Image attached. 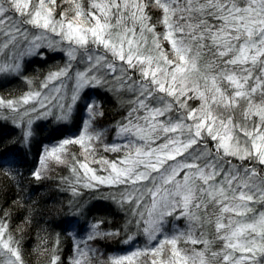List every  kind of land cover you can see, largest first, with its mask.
Returning <instances> with one entry per match:
<instances>
[{
	"label": "snow or ice",
	"instance_id": "obj_1",
	"mask_svg": "<svg viewBox=\"0 0 264 264\" xmlns=\"http://www.w3.org/2000/svg\"><path fill=\"white\" fill-rule=\"evenodd\" d=\"M75 16L57 19L56 0H0V78H23L46 50L63 56L41 90L25 78L22 99H0L4 119L20 116L21 128L0 152V171L18 162L16 143L30 144L32 113L58 121L85 113L79 137L45 149L32 175L43 179L51 158L66 163L68 145L84 150L76 183L113 190L127 217L118 242L147 240L103 264H264V0H90ZM102 90L126 98L112 144L95 126ZM97 144L122 153L100 158L106 175L88 163ZM102 224L91 225L68 264H102L92 245L121 235ZM0 264H24L5 222ZM49 264H64L55 247Z\"/></svg>",
	"mask_w": 264,
	"mask_h": 264
},
{
	"label": "trees",
	"instance_id": "obj_2",
	"mask_svg": "<svg viewBox=\"0 0 264 264\" xmlns=\"http://www.w3.org/2000/svg\"><path fill=\"white\" fill-rule=\"evenodd\" d=\"M90 0H56V18H60L62 12L67 19L77 22L75 16L76 4L88 9ZM87 26V25H84ZM167 48V45H165ZM63 59L55 53H48L44 58H35L25 65L23 78H0V99H22L30 90L26 79L33 81L31 87L41 90V81L49 70H55L54 66L61 65ZM101 105L103 115L100 118L99 128L108 129V135L115 134L112 129L116 122L125 115L123 101L117 96L101 91L96 97ZM28 105L20 107V113L28 109ZM53 112L58 115L59 111ZM5 108H0V152L13 146V141L21 137L20 116H16V123ZM15 115V114H13ZM25 117H23L24 120ZM81 124V113L76 114L69 121H58L55 115L48 119L40 118L32 125V137L29 145L23 142L15 144L18 149L15 159L18 161L12 168L6 166L0 171V222L8 224V231L20 241V250L24 264H49L53 248H57V254L64 264H68L74 255V248L82 240L85 228L93 223L103 221L102 230L108 232L120 231V238L110 237L108 244L110 253L122 254L130 245L118 242L124 237L127 228L125 212L110 198L108 189H79L76 186L73 166L78 167L73 155L78 156L77 151L84 153L78 144L67 146V162L65 165L49 173L44 178L36 180L32 173L39 169L41 155L53 143H61L67 137L76 136V131ZM110 124H114L110 126ZM113 136V135H112ZM96 156L102 154V149L96 145ZM107 153V152H105ZM101 157V156H99ZM102 157L105 158L103 155ZM12 157L10 156V159ZM72 187L78 189V195H73ZM71 226H69V222ZM82 234V235H81ZM101 245V242H99ZM97 244V242H96ZM100 245L97 244L99 247ZM143 260L141 264H143Z\"/></svg>",
	"mask_w": 264,
	"mask_h": 264
},
{
	"label": "rangeland",
	"instance_id": "obj_3",
	"mask_svg": "<svg viewBox=\"0 0 264 264\" xmlns=\"http://www.w3.org/2000/svg\"><path fill=\"white\" fill-rule=\"evenodd\" d=\"M73 23H76V22L73 21ZM46 52H47V54H48V53H53V52H51V51H47V50H46ZM55 55H59V56H61L62 59H63V56H62L61 53L56 52ZM37 58H39V57H37ZM102 91H103V90H102ZM117 98H118V100L123 101L124 103L126 102V98H125V97H118V96H117ZM53 104H55V102H53ZM34 105H35V101H30L29 104H28V107H29L28 109L32 108ZM52 109H54V107H53ZM55 111H59V110L56 108ZM58 115H59V114H58ZM31 118H32V120H33L32 125H33L35 122L38 121V118L36 117V114H35V113H32V114H31ZM48 118H50V116L47 117L46 119H48ZM85 118H86V114H85V113H81V124H80L78 130L76 131V136H75V137H72L71 139H74V138H78V137H79L80 132H81L82 129H83V121H84ZM39 119H40V118H39ZM43 119H45V118H43ZM27 120H28V117H25L24 120H23V122L26 124V123H27ZM100 121H101L100 118H98L97 121H96V125H95V126H96L97 128H99V126H100ZM112 125H114V124H110V126H112ZM112 135H113V136H112ZM66 139H69V138L67 137ZM63 140H64V139H63ZM63 140H61V141H63ZM104 142L107 143V144H112V143H114V142H118V141H116L115 134H111V135H108V139H107V140L105 139ZM58 145H59V143H53V144L49 145L48 149L50 150L52 147H54V146H58ZM97 145H98L99 147H101V149H102V154H100L99 156L102 157V156L104 155V156H105V159H108V160L112 161V160H116L119 156L122 155V153H112V152H107V153H105L106 151H104L103 146L100 145V144H97ZM44 153H45V151L43 152V154H42L41 156H43ZM77 153H78V156H80V157H76V159H75L74 161H77V160H78V161H84V159H85V157H84V153L82 154V153L79 152V151H77ZM99 156H96V157H95V160H93L92 157L89 156V158H88L89 166L92 167V168H95V169L97 170V174H98V175H106L107 173L102 172V171L100 170V169L103 167V165L99 163V160H100V158H101V157H99ZM103 158H104V157H103ZM65 164L67 165L68 162H66ZM65 164H64V165H65ZM66 165H65V166H66ZM77 166H78V167H77L76 169H77L78 174H79L80 176H83V170L79 169V164H78ZM40 167H41V164L39 163V168H40ZM58 167H61V164H58V163L55 161L54 158L49 159V161H48V169H49V170L51 169L52 171H54V170L58 169ZM75 167H76V166H75ZM46 173H49V171L47 170L44 174H46ZM73 174H74V173H73ZM46 175H47V174H46ZM74 175H75V179H76V174H74ZM76 186H77L79 189H88V190H97V189H105V190H106V189H108L110 192L113 191L112 189H110V188H108V187H106V186H103V185L99 186L98 188H87V187H83L82 184H78V183H76ZM89 230H90V227H87V229L85 228V231L82 230V234L84 233V235H83L84 237H83L82 239H85V238L87 237ZM82 234H81V235H82ZM109 241H111L110 238H108V239H100V240L96 241L98 245H100L99 242H101V245H100L99 247L97 246L96 242L92 245L94 248L99 249V253L102 254V257H101L102 264H103V262H107L109 257H116V256H122V255H129L132 251L136 250L137 248H144V247L146 246V244H147V240H146V238H145L144 236H140V237L137 238V240H136V242H135L134 244H132L131 246H128V247H127V246L124 247L125 251H124L122 254H120V255L117 254V255H116V253L113 254V253H110V252H109V249H111V248L108 247L107 244H110V243L112 242V241H111V242H109ZM75 247H76V245H75ZM74 250H75V248H74ZM142 259H144V258H142ZM141 261H142V260H141Z\"/></svg>",
	"mask_w": 264,
	"mask_h": 264
},
{
	"label": "bare ground",
	"instance_id": "obj_4",
	"mask_svg": "<svg viewBox=\"0 0 264 264\" xmlns=\"http://www.w3.org/2000/svg\"><path fill=\"white\" fill-rule=\"evenodd\" d=\"M108 245V244H107Z\"/></svg>",
	"mask_w": 264,
	"mask_h": 264
}]
</instances>
